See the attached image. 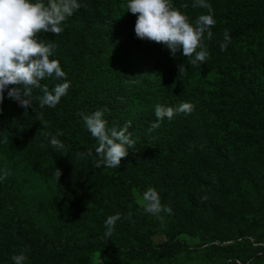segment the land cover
Masks as SVG:
<instances>
[{
    "label": "trees",
    "instance_id": "obj_1",
    "mask_svg": "<svg viewBox=\"0 0 264 264\" xmlns=\"http://www.w3.org/2000/svg\"><path fill=\"white\" fill-rule=\"evenodd\" d=\"M78 2L82 7L65 21L74 26L41 37L56 44L50 59L59 60L71 82L67 95L54 108L40 107L42 92L34 89L32 106L25 109L6 91L0 105V145L56 168L77 164L93 182L107 181L112 187L125 178L133 184L122 163L117 169L95 167L97 141L77 115L107 108L104 118L109 128L132 122L129 131L135 149L129 153L139 155L145 168L153 169L158 183L143 187V192L153 187L160 193L161 186L173 182L172 169H188V165L204 169L198 175L201 183L216 185L223 182L217 169H233V159L264 157V0H206L216 24L212 39L204 37L209 57L198 64L191 63L194 55L178 52L173 57L163 45L137 38V16L127 12L128 0ZM194 2L172 0L193 23L207 14V9L193 8ZM225 30L231 42L222 51ZM93 61L110 67L121 83L93 94L89 88ZM181 64L185 71L180 74ZM63 82L46 78L41 84L51 90ZM184 102L194 105L191 113H177L170 121L165 118L149 131L156 122V104L175 108ZM57 132L65 146L61 150L50 143ZM89 150L92 156L87 155ZM137 230L153 232L147 226ZM112 248L99 235L46 241L19 219L9 188L0 181V264H14L12 256L21 251L27 256L24 264H53L64 255Z\"/></svg>",
    "mask_w": 264,
    "mask_h": 264
},
{
    "label": "rangeland",
    "instance_id": "obj_2",
    "mask_svg": "<svg viewBox=\"0 0 264 264\" xmlns=\"http://www.w3.org/2000/svg\"><path fill=\"white\" fill-rule=\"evenodd\" d=\"M93 62V94L121 83L110 67ZM121 163L133 184L125 178L112 187L90 181L77 164L58 168V180L56 167L0 145V170L10 172L4 182L15 211L35 234L50 242L99 235L113 247L64 255L53 264H264V157L233 159V169H217L223 182L216 185L201 183L204 169H172L173 182L159 189L161 204L172 210L160 213L162 219L141 206L143 187L158 183L153 169L130 153ZM116 213L121 219L106 237L105 221ZM140 226L153 232L141 233Z\"/></svg>",
    "mask_w": 264,
    "mask_h": 264
},
{
    "label": "clouds",
    "instance_id": "obj_3",
    "mask_svg": "<svg viewBox=\"0 0 264 264\" xmlns=\"http://www.w3.org/2000/svg\"><path fill=\"white\" fill-rule=\"evenodd\" d=\"M78 0H0V105L4 101V93L10 99L18 102L25 109L32 106L30 98L34 89L42 92L40 107H55L61 98L67 95L71 82L66 79L59 60L50 59L55 53L56 44L46 42L39 36L40 33L59 35L64 30L61 25L80 9ZM127 12L137 16L134 31L137 38L163 45L175 57L180 52L185 57H192V64L206 61L209 52L204 45L205 34L212 39V28L215 26L214 10L206 0H195L193 8L207 9V14H201L195 22H190L189 16L176 8L172 0H128ZM183 8L188 5L184 4ZM231 42L227 30L224 32V41L220 44L225 50ZM199 49V51H198ZM179 73L185 71L184 65L178 66ZM46 78L63 80L50 90L41 81ZM194 105L188 102L177 107L156 104L154 114L156 122L151 123L149 131L160 127V123L167 118L169 121L177 113L189 114ZM2 111V109H0ZM107 108L96 110L91 114L80 112L86 129L97 141L95 153L98 159L95 167L101 166L117 169L122 158H126L129 149H135V141L129 131L132 122L128 121L123 127H108L104 118ZM46 135H51L46 134ZM62 135L57 132L51 136L50 143L57 150L63 149L64 144L57 138ZM92 151L87 152L92 156ZM0 181L8 178L7 169L0 170ZM56 176L59 180L61 170L57 168ZM141 206L146 213L157 219H162L160 213H171V208L161 204L159 193L149 187L142 193ZM131 212L128 218L131 219ZM121 219L120 213L109 216L105 221V236L111 237L116 222ZM27 256L23 251L13 255L14 264H24Z\"/></svg>",
    "mask_w": 264,
    "mask_h": 264
}]
</instances>
